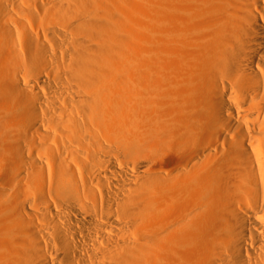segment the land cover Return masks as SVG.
Wrapping results in <instances>:
<instances>
[{
    "label": "bare ground",
    "instance_id": "1",
    "mask_svg": "<svg viewBox=\"0 0 264 264\" xmlns=\"http://www.w3.org/2000/svg\"><path fill=\"white\" fill-rule=\"evenodd\" d=\"M0 264H264V0H0Z\"/></svg>",
    "mask_w": 264,
    "mask_h": 264
}]
</instances>
